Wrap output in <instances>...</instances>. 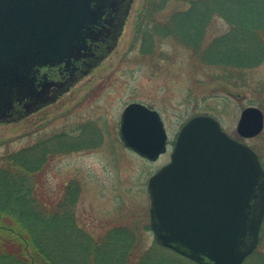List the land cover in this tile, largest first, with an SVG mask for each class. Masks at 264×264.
Listing matches in <instances>:
<instances>
[{
  "label": "water",
  "instance_id": "water-1",
  "mask_svg": "<svg viewBox=\"0 0 264 264\" xmlns=\"http://www.w3.org/2000/svg\"><path fill=\"white\" fill-rule=\"evenodd\" d=\"M133 1L0 0V122L53 100L42 68L65 74L59 94L98 65L117 46ZM236 129L244 138L260 134L263 110L245 107ZM119 131L127 147L149 160L167 150L161 114L144 103L124 108ZM148 192L156 239L199 264H242L260 243L264 166L210 115L183 124Z\"/></svg>",
  "mask_w": 264,
  "mask_h": 264
},
{
  "label": "rangeland",
  "instance_id": "rangeland-1",
  "mask_svg": "<svg viewBox=\"0 0 264 264\" xmlns=\"http://www.w3.org/2000/svg\"><path fill=\"white\" fill-rule=\"evenodd\" d=\"M144 3L134 0L114 50L58 101L0 122V164L10 153L32 145L41 150L48 143L52 154L37 173L41 198L53 200L66 184L78 182V226L94 238L113 232L128 239L133 247L126 264H197L157 241L150 226L148 181L170 160L182 125L200 114L216 118L226 132L249 144L264 165V129L250 138L239 137L236 129L245 107L258 106L264 112V61L247 71L249 86L232 95L211 81L210 68L197 69L190 51L171 39L159 41L154 35L153 53L142 54L135 21ZM228 28L217 19L207 40ZM131 102L144 103L162 116L168 145L156 160L141 156L121 139L120 117ZM53 245L58 264H114L105 257L109 250L98 251L92 259L74 237L56 236ZM257 249L258 255L242 264H264V223ZM123 251L115 250V264L123 261Z\"/></svg>",
  "mask_w": 264,
  "mask_h": 264
},
{
  "label": "trees",
  "instance_id": "trees-1",
  "mask_svg": "<svg viewBox=\"0 0 264 264\" xmlns=\"http://www.w3.org/2000/svg\"><path fill=\"white\" fill-rule=\"evenodd\" d=\"M217 19L229 28L208 41ZM135 27L142 54L153 53L154 35L159 41L171 39L190 51L197 69L210 68L211 81L232 95L249 86L247 71L264 61V0H145ZM47 144L10 153L0 164V264H58L52 246L56 236L76 238L92 259L109 250L105 257L114 264L115 250L124 248L121 264H126L133 247L128 239L113 232L94 238L78 226V182L66 184L53 200L41 198L37 173L52 154Z\"/></svg>",
  "mask_w": 264,
  "mask_h": 264
},
{
  "label": "flooded vegetation",
  "instance_id": "flooded-vegetation-1",
  "mask_svg": "<svg viewBox=\"0 0 264 264\" xmlns=\"http://www.w3.org/2000/svg\"><path fill=\"white\" fill-rule=\"evenodd\" d=\"M46 73L47 78L49 79L50 86L48 88V96L52 97L54 96L53 100L50 103L58 101L65 93L71 90L72 86L75 85L78 81H80L82 78H84L86 75L78 78V80L73 83V85L70 86L68 90L63 91L62 93H57L60 89H62V86H60L58 83L62 81V78L65 74L60 73V70L58 67H44L41 69L40 77H42ZM47 103L44 106L50 104ZM43 107V106H42ZM41 107V108H42ZM40 109V108H39ZM37 110V109H36Z\"/></svg>",
  "mask_w": 264,
  "mask_h": 264
}]
</instances>
